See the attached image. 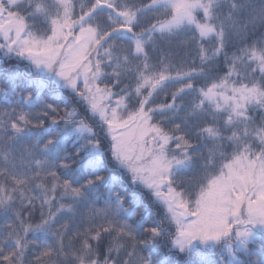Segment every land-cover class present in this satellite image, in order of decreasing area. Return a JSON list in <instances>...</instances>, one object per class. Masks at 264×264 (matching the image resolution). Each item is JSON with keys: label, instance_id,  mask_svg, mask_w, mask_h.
Wrapping results in <instances>:
<instances>
[{"label": "snow or ice", "instance_id": "1", "mask_svg": "<svg viewBox=\"0 0 264 264\" xmlns=\"http://www.w3.org/2000/svg\"><path fill=\"white\" fill-rule=\"evenodd\" d=\"M0 264H264V0H0Z\"/></svg>", "mask_w": 264, "mask_h": 264}, {"label": "trees", "instance_id": "2", "mask_svg": "<svg viewBox=\"0 0 264 264\" xmlns=\"http://www.w3.org/2000/svg\"><path fill=\"white\" fill-rule=\"evenodd\" d=\"M181 55H183V53H181Z\"/></svg>", "mask_w": 264, "mask_h": 264}]
</instances>
